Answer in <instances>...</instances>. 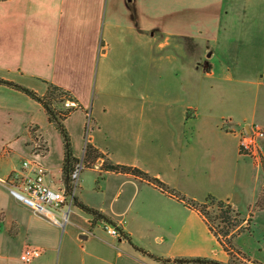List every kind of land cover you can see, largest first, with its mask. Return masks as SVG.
I'll use <instances>...</instances> for the list:
<instances>
[{
  "label": "crops",
  "instance_id": "obj_1",
  "mask_svg": "<svg viewBox=\"0 0 264 264\" xmlns=\"http://www.w3.org/2000/svg\"><path fill=\"white\" fill-rule=\"evenodd\" d=\"M0 78L40 95L48 82L69 90L79 104L64 120L75 157L89 142L188 199L227 200L251 220L245 232L263 248L256 230H264V209L255 203L264 138L260 164L240 152L238 131L253 121L264 127V0H0ZM33 138L43 153L30 151ZM25 158L49 170L51 186H65L60 132L39 102L0 84V264H25L26 245L42 250L30 264L229 258L196 209L120 171L88 169L94 175L81 177L74 200L119 225L123 237L106 234L104 219L75 202L59 226L4 185Z\"/></svg>",
  "mask_w": 264,
  "mask_h": 264
},
{
  "label": "trees",
  "instance_id": "obj_2",
  "mask_svg": "<svg viewBox=\"0 0 264 264\" xmlns=\"http://www.w3.org/2000/svg\"><path fill=\"white\" fill-rule=\"evenodd\" d=\"M0 84H4L19 91H22L23 93L33 98L35 101L39 102L43 107L45 113L47 114L48 120L52 122L57 128V130L60 132L63 140L64 149L62 179L66 189L69 191L71 189L70 172L73 168V165L77 161H79L80 158L75 157L72 153L70 135L64 124V120L77 107H65L64 103L66 100L76 101L74 95L69 90L50 82L47 83L46 92L42 95L38 94L34 90L24 85H20L2 78H0ZM35 130L36 128L33 127L31 129V132ZM33 140H36V138H33ZM39 148L46 150L45 145H41V147ZM100 157L105 159L101 165V169H103L104 171H120L138 176L154 184L163 192H166L169 195L181 201H184L186 204L196 209L198 213L203 217V219L207 223L209 230L217 238L219 244L229 257L226 262L206 257H181L175 258L172 262L179 264H237L233 261V256L241 254L243 255V258L249 260V263L247 264H260V262L254 259L250 260L248 256H246L244 252L236 248L233 243V239L239 233L249 230L251 220H246L230 202H228L227 200L219 199L212 195H208L203 201H195L193 199H188L175 189L169 187L167 184H165L158 178L149 175L138 167L112 163L109 159L105 158V156L100 151H98L91 143L86 142L84 146L83 156L81 158L86 163L85 168H92L91 165L95 164L98 158ZM74 202L80 209L89 214H92L93 220L104 219L108 222H112L100 211L87 207L83 203L76 201V199L74 200ZM255 208L264 209V187L262 188L259 197L257 198ZM214 222L216 223V226L214 225ZM243 223L245 224L243 225ZM138 250L155 260L163 261L165 263L171 262L169 259L156 256L141 248H139Z\"/></svg>",
  "mask_w": 264,
  "mask_h": 264
},
{
  "label": "built area",
  "instance_id": "obj_3",
  "mask_svg": "<svg viewBox=\"0 0 264 264\" xmlns=\"http://www.w3.org/2000/svg\"><path fill=\"white\" fill-rule=\"evenodd\" d=\"M78 105V102L74 100H66L64 103L65 107H79ZM89 123L90 117L87 114V131ZM238 138L240 152L251 156L261 164L263 160L260 142L264 138V127L256 121L248 123L246 126L243 125L238 131ZM81 158L73 165L70 172L71 189L69 191L64 185L57 188L51 186L48 177L49 170L29 158L23 159L20 166L11 171L3 183L9 193L21 203L39 214L50 217L59 226H64L73 207L74 193L78 186L80 174L85 169V163ZM102 228L108 235L116 238L123 237V233L116 223L103 220ZM41 253V248L26 245L19 254V260L25 264H30L40 257Z\"/></svg>",
  "mask_w": 264,
  "mask_h": 264
},
{
  "label": "rangeland",
  "instance_id": "obj_4",
  "mask_svg": "<svg viewBox=\"0 0 264 264\" xmlns=\"http://www.w3.org/2000/svg\"><path fill=\"white\" fill-rule=\"evenodd\" d=\"M91 122L89 123V130L91 129ZM41 145L43 146V142L42 141H37V140H32V143H30L29 145V149L30 151L32 152H38V153H43L44 152V149L42 148H39L41 147ZM99 162H100V165L97 164V162L95 164H92V168L94 169H101V165H102V162H104L105 159H102L101 157L98 158ZM97 160V161H98ZM101 160V161H100ZM85 163V162H84ZM85 166H86V163H85ZM88 169H91V168H85L81 174H80V177H79V180L81 179V177H83V175H94L93 172L89 171ZM8 170V169H7ZM1 176L4 178L5 175H3L4 173H0ZM77 189V188H76ZM76 192V191H75ZM72 209H74V203H73V207ZM245 223H243L244 225ZM214 225L216 226V223L214 222ZM257 232H259V234L261 235V237L264 238V230H256ZM62 234V233H61ZM240 234V233H239ZM252 236L248 235L246 232H243V235L238 239L239 240V245L241 246V248L247 250H243L241 248L238 247L239 250H241L242 252L245 253L246 256H248V258L251 260V259H255L254 257L257 255V257H260L262 259H264V243L262 244L263 245V248L260 250V251H257L256 248L254 247V245H252ZM259 239V238H258ZM255 241V240H254ZM260 241V239H259ZM261 244V243H260ZM235 245V244H234ZM237 245V243H236ZM59 246H60V241H59ZM236 247V246H235ZM237 248V247H236ZM249 252V253H248ZM256 254V255H254ZM233 261L236 262L237 264H247L249 263V260H246L245 258H243V255H235L233 256ZM260 262V264H263V261H258Z\"/></svg>",
  "mask_w": 264,
  "mask_h": 264
}]
</instances>
